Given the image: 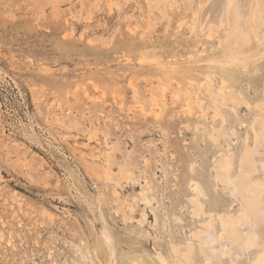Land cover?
Listing matches in <instances>:
<instances>
[{
    "label": "rangeland",
    "instance_id": "obj_1",
    "mask_svg": "<svg viewBox=\"0 0 264 264\" xmlns=\"http://www.w3.org/2000/svg\"><path fill=\"white\" fill-rule=\"evenodd\" d=\"M210 1L0 0V264L264 257V0Z\"/></svg>",
    "mask_w": 264,
    "mask_h": 264
},
{
    "label": "bare ground",
    "instance_id": "obj_2",
    "mask_svg": "<svg viewBox=\"0 0 264 264\" xmlns=\"http://www.w3.org/2000/svg\"><path fill=\"white\" fill-rule=\"evenodd\" d=\"M221 1V0H219ZM236 1V0H235ZM242 1V0H241ZM222 2V1H221ZM240 2V1H239ZM206 3V2H205ZM234 3V2H233ZM208 4V2H207ZM216 4V1L215 0H211L210 1V6L212 5L214 7V5ZM230 4V3H229ZM232 4V3H231ZM243 4V3H242ZM249 5V3H248ZM263 5V4H261ZM237 6V5H236ZM243 6V5H242ZM233 7V6H232ZM241 7V6H240ZM204 8V7H203ZM201 8V11L202 9ZM210 8V7H209ZM205 9L203 12L207 14L208 9ZM236 8V7H234ZM217 10V9H216ZM214 10V11H216ZM262 12H259L258 13H263V9H261ZM213 11V12H214ZM249 12V11H248ZM203 13V14H204ZM212 13V12H211ZM226 13V12H225ZM257 13V14H258ZM201 14V13H200ZM202 14V15H203ZM209 14V13H208ZM264 14V13H263ZM233 15V14H232ZM235 15V14H234ZM204 16V15H203ZM205 16H208V15H205ZM222 16V15H220ZM224 17H225V14H224ZM223 17V18H224ZM232 17V16H231ZM211 18V17H210ZM204 19H207L206 17ZM221 20V18H219ZM232 19V18H231ZM237 19V18H236ZM243 18L241 17L240 20H242ZM219 20V21H220ZM234 20V19H233ZM231 20V21H233ZM245 20V18H244ZM202 21V20H201ZM222 21V20H221ZM238 22V21H237ZM241 22V21H240ZM264 22V21H263ZM245 23V22H244ZM203 24H204V21H203ZM234 24V22H233ZM232 24V28L236 27L235 25L236 22H235V25L233 26ZM262 24V23H261ZM205 25V24H204ZM244 26L246 25L243 24ZM236 30V29H235ZM233 30L234 32L238 31L237 33H239V30H238V27H237V30L235 31ZM244 30V29H243ZM232 31V30H231ZM242 31V30H241ZM245 31V30H244ZM262 31V30H261ZM264 31V30H263ZM243 32V31H242ZM259 33V32H258ZM232 34H234L232 32ZM231 34V35H232ZM243 34V33H242ZM245 35L243 34V37ZM261 36V35H260ZM236 37V36H235ZM259 37V36H258ZM242 38V37H241ZM263 38V37H262ZM260 43V42H259ZM264 43V42H263ZM260 46V44H259ZM264 46V45H263ZM253 131H254V135H255V144L254 146L252 147V149H248V153H249V158L247 160L248 164H246V173L249 174L252 170L255 169V165L257 162H259V164H261V168H262V171L264 172V120H257L254 122V126H253ZM224 164V162H222V165ZM223 167V166H221ZM225 167V168H224ZM224 169L226 172H220L221 174H224V173H227V174H224V175H221L224 176V179L223 177L221 178V182L224 181V183L231 188V191L229 193H239L240 191V195L238 194L237 196V200L242 208V212H241V218L243 219V222L245 223L244 225H240L238 227H236V229H234V231L236 232V234L240 237L248 234L250 231H252L253 233H255L256 235L260 236V237H264V231L262 230V225H264V204H262L260 202V194H261V189L257 186H254L252 184V182L248 179V178H245V179H241L239 181H236L234 179H232L229 175H228V169L226 167V162L224 164ZM222 170V169H221ZM222 170V171H223ZM223 179V180H222ZM226 186V187H227ZM229 188V190H230ZM228 190V189H227ZM242 191V193H241ZM254 199L253 201H251V204H249L248 202H246L245 199H248L249 200V197L250 196ZM236 196V195H235ZM240 196V197H239ZM250 197V198H251ZM236 198V197H235ZM240 220V219H239ZM240 223L238 224H241V220L239 221ZM237 226V225H235ZM225 229L229 228V227H224ZM223 228V229H224ZM208 229V228H207ZM233 229V228H232ZM104 230V229H103ZM105 231V230H104ZM233 231V230H232ZM230 231V232H232ZM233 231V232H234ZM232 232V233H233ZM225 234V231L223 232ZM227 233V232H226ZM229 234V233H228ZM105 235V234H103ZM210 237H211V234L209 233ZM109 236V235H108ZM195 236L197 237L198 241L200 242V249H201V252L202 254L204 255V257L206 258V264H217V258L215 257V255L211 252H209V249H207V246L205 245V236H207V233L206 235H204V233L202 234H195ZM236 236V235H235ZM249 236V235H247ZM246 236V237H247ZM253 236V235H252ZM251 236V237H252ZM195 237V238H196ZM215 237V236H214ZM234 237V235H233ZM254 237V236H253ZM106 238V237H105ZM110 238V237H109ZM259 238V237H258ZM218 240V239H217ZM228 240V238H227ZM232 241V240H231ZM236 242V240H234ZM239 242V241H238ZM234 243V242H233ZM232 243V244H233ZM210 244V243H209ZM236 245V244H234ZM233 249V248H232ZM211 250V249H210ZM235 250V249H234ZM211 253V254H210ZM216 254V253H215ZM211 255H214V256H211ZM183 258L184 260L187 259V263L188 264H192L191 262V258L188 256V255H183ZM113 257V256H112ZM157 258L158 260L160 261L161 264H168L166 262V260L162 257L161 254L157 253ZM186 261V260H185ZM113 259H111V262L109 264H113ZM219 264V262H218ZM256 264H264V257L260 260L259 263H256Z\"/></svg>",
    "mask_w": 264,
    "mask_h": 264
}]
</instances>
